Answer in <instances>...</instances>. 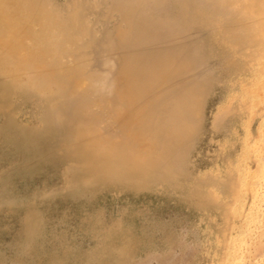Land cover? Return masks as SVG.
Listing matches in <instances>:
<instances>
[{
    "label": "rangeland",
    "instance_id": "374dc122",
    "mask_svg": "<svg viewBox=\"0 0 264 264\" xmlns=\"http://www.w3.org/2000/svg\"><path fill=\"white\" fill-rule=\"evenodd\" d=\"M0 6V264H264V0Z\"/></svg>",
    "mask_w": 264,
    "mask_h": 264
},
{
    "label": "bare ground",
    "instance_id": "6f19581e",
    "mask_svg": "<svg viewBox=\"0 0 264 264\" xmlns=\"http://www.w3.org/2000/svg\"><path fill=\"white\" fill-rule=\"evenodd\" d=\"M1 2V0H0ZM5 12L2 10V7L0 6V34L4 32L5 29H7V25H9V17H6Z\"/></svg>",
    "mask_w": 264,
    "mask_h": 264
}]
</instances>
